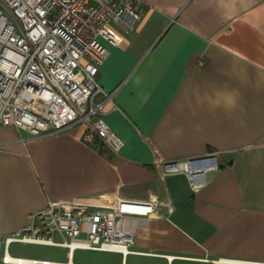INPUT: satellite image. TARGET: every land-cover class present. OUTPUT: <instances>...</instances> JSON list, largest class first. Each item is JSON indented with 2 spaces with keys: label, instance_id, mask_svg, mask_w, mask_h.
<instances>
[{
  "label": "crops",
  "instance_id": "1",
  "mask_svg": "<svg viewBox=\"0 0 264 264\" xmlns=\"http://www.w3.org/2000/svg\"><path fill=\"white\" fill-rule=\"evenodd\" d=\"M141 2L132 31L112 25L121 45H105L97 76L113 93L104 121L123 142L117 156L83 145V127L30 141L0 126V264L68 262L63 249L65 261H52L5 246L35 212L67 200L153 204L130 254L85 251L99 256L75 263L76 250L72 264H264V0ZM210 154L218 168L197 193L155 169Z\"/></svg>",
  "mask_w": 264,
  "mask_h": 264
},
{
  "label": "built area",
  "instance_id": "2",
  "mask_svg": "<svg viewBox=\"0 0 264 264\" xmlns=\"http://www.w3.org/2000/svg\"><path fill=\"white\" fill-rule=\"evenodd\" d=\"M144 11L141 0H0V126L23 131L30 141L83 127V145L117 156L123 142L104 121L113 93L100 88L97 76L108 57L105 45H121L112 25L132 31ZM217 168L213 154L155 163L161 178L183 175L193 193L205 187V175ZM152 209V203L128 200L91 208L73 200L50 202L31 216V224L6 238L5 246L60 248L68 262H10L6 255L2 262L72 264L76 250L126 256L137 220Z\"/></svg>",
  "mask_w": 264,
  "mask_h": 264
},
{
  "label": "rangeland",
  "instance_id": "3",
  "mask_svg": "<svg viewBox=\"0 0 264 264\" xmlns=\"http://www.w3.org/2000/svg\"><path fill=\"white\" fill-rule=\"evenodd\" d=\"M14 248L17 251V255L22 257L47 259L52 261H65V251L58 248L35 245H15ZM98 256V253L76 251L74 254V262L89 263L91 259H94Z\"/></svg>",
  "mask_w": 264,
  "mask_h": 264
},
{
  "label": "bare ground",
  "instance_id": "4",
  "mask_svg": "<svg viewBox=\"0 0 264 264\" xmlns=\"http://www.w3.org/2000/svg\"><path fill=\"white\" fill-rule=\"evenodd\" d=\"M7 259H8V261H10V262H14V259H11V258H9V257H7Z\"/></svg>",
  "mask_w": 264,
  "mask_h": 264
}]
</instances>
